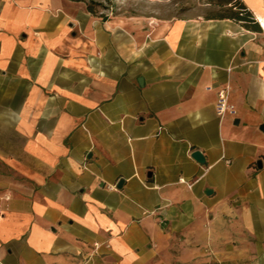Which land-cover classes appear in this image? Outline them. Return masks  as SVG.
Segmentation results:
<instances>
[{
	"label": "crops",
	"instance_id": "crops-1",
	"mask_svg": "<svg viewBox=\"0 0 264 264\" xmlns=\"http://www.w3.org/2000/svg\"><path fill=\"white\" fill-rule=\"evenodd\" d=\"M243 1L261 30L0 0V264H152L176 235L264 264V0Z\"/></svg>",
	"mask_w": 264,
	"mask_h": 264
},
{
	"label": "rangeland",
	"instance_id": "rangeland-1",
	"mask_svg": "<svg viewBox=\"0 0 264 264\" xmlns=\"http://www.w3.org/2000/svg\"><path fill=\"white\" fill-rule=\"evenodd\" d=\"M87 6L93 8L92 14L95 17H110L117 12L128 9L138 10L144 16L147 13L154 15L155 18L180 17L191 11H200L201 7L208 3L211 6L205 9L203 14L206 16L220 10L217 4L218 0H85ZM203 6V7H204ZM153 21V20H152ZM155 21V20H154ZM264 132V131H263ZM181 235L164 245V248L158 250L152 259V264H229L226 257H192L182 250L184 243L179 239ZM187 245H189L187 243ZM188 248V247H187Z\"/></svg>",
	"mask_w": 264,
	"mask_h": 264
},
{
	"label": "trees",
	"instance_id": "trees-1",
	"mask_svg": "<svg viewBox=\"0 0 264 264\" xmlns=\"http://www.w3.org/2000/svg\"><path fill=\"white\" fill-rule=\"evenodd\" d=\"M217 4L221 7L220 10L213 12L211 15L218 18L234 19L251 30L259 31L262 29L253 12L243 0H218ZM88 9L93 11L91 6H88Z\"/></svg>",
	"mask_w": 264,
	"mask_h": 264
},
{
	"label": "built area",
	"instance_id": "built-area-1",
	"mask_svg": "<svg viewBox=\"0 0 264 264\" xmlns=\"http://www.w3.org/2000/svg\"><path fill=\"white\" fill-rule=\"evenodd\" d=\"M217 109L219 115L223 116L226 112H232L235 113L234 106L230 105L229 98L226 90H221L219 92V98L217 103ZM227 162H230V160H227Z\"/></svg>",
	"mask_w": 264,
	"mask_h": 264
},
{
	"label": "water",
	"instance_id": "water-1",
	"mask_svg": "<svg viewBox=\"0 0 264 264\" xmlns=\"http://www.w3.org/2000/svg\"><path fill=\"white\" fill-rule=\"evenodd\" d=\"M140 81H142V78H140ZM264 130V124L261 127ZM193 157L199 161V162H203L204 161V155L202 153V151L200 150H196L193 152Z\"/></svg>",
	"mask_w": 264,
	"mask_h": 264
},
{
	"label": "bare ground",
	"instance_id": "bare-ground-1",
	"mask_svg": "<svg viewBox=\"0 0 264 264\" xmlns=\"http://www.w3.org/2000/svg\"><path fill=\"white\" fill-rule=\"evenodd\" d=\"M258 16L260 17V21L264 27V15L262 13H258Z\"/></svg>",
	"mask_w": 264,
	"mask_h": 264
}]
</instances>
